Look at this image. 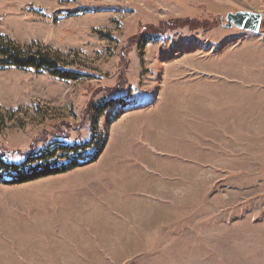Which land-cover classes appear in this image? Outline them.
Instances as JSON below:
<instances>
[{
	"label": "rangeland",
	"instance_id": "obj_1",
	"mask_svg": "<svg viewBox=\"0 0 264 264\" xmlns=\"http://www.w3.org/2000/svg\"><path fill=\"white\" fill-rule=\"evenodd\" d=\"M237 12L264 0H0L2 42L87 75L0 66V151L101 147L0 185V264H264V20Z\"/></svg>",
	"mask_w": 264,
	"mask_h": 264
},
{
	"label": "trees",
	"instance_id": "obj_2",
	"mask_svg": "<svg viewBox=\"0 0 264 264\" xmlns=\"http://www.w3.org/2000/svg\"><path fill=\"white\" fill-rule=\"evenodd\" d=\"M86 10H91L86 8ZM35 50V49H33ZM30 53H24L11 42L5 43L0 39V66L17 70H37L50 73L53 77L63 81H77L87 77L85 73L70 70L66 66L37 48ZM67 140V139H66ZM62 138H56L43 147L34 145L28 152L19 154L20 159H13L11 153L0 151V185L22 186L36 181L60 176L93 163L101 150L95 154H88L86 145H69ZM46 143V142H45Z\"/></svg>",
	"mask_w": 264,
	"mask_h": 264
},
{
	"label": "water",
	"instance_id": "obj_3",
	"mask_svg": "<svg viewBox=\"0 0 264 264\" xmlns=\"http://www.w3.org/2000/svg\"><path fill=\"white\" fill-rule=\"evenodd\" d=\"M226 23L225 29L236 28L240 31L259 34L263 24V15L253 12L230 13L226 17Z\"/></svg>",
	"mask_w": 264,
	"mask_h": 264
},
{
	"label": "crops",
	"instance_id": "obj_4",
	"mask_svg": "<svg viewBox=\"0 0 264 264\" xmlns=\"http://www.w3.org/2000/svg\"><path fill=\"white\" fill-rule=\"evenodd\" d=\"M257 14H262L263 15V20H264V13L262 12H256Z\"/></svg>",
	"mask_w": 264,
	"mask_h": 264
}]
</instances>
